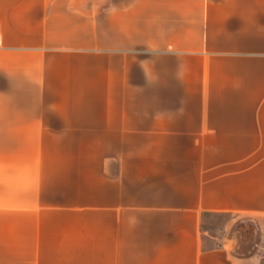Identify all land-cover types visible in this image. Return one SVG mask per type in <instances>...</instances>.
<instances>
[{
    "label": "crops",
    "instance_id": "crops-1",
    "mask_svg": "<svg viewBox=\"0 0 264 264\" xmlns=\"http://www.w3.org/2000/svg\"><path fill=\"white\" fill-rule=\"evenodd\" d=\"M0 112L101 211L104 264H264V0H0ZM21 196L0 206L3 262L30 260L44 210ZM213 214L235 216L223 236Z\"/></svg>",
    "mask_w": 264,
    "mask_h": 264
},
{
    "label": "rangeland",
    "instance_id": "rangeland-1",
    "mask_svg": "<svg viewBox=\"0 0 264 264\" xmlns=\"http://www.w3.org/2000/svg\"><path fill=\"white\" fill-rule=\"evenodd\" d=\"M4 114L0 112V206L21 204L24 193V200L27 199L30 206L40 205L44 210L30 213V260H0V264H104L101 211L76 207L78 197L69 194L70 182L54 180L53 166L41 165L40 169L37 164H29L34 158H28L29 150L21 147V129L8 134ZM2 216L5 213L1 212ZM231 217L235 216L213 214L205 218L203 225L205 229L223 236L226 233L223 224ZM38 218L41 222L39 228L33 224ZM232 232L239 252L253 251L260 241L258 222L249 216L237 217ZM5 250L0 245V256L5 254ZM37 256L40 260H36Z\"/></svg>",
    "mask_w": 264,
    "mask_h": 264
}]
</instances>
